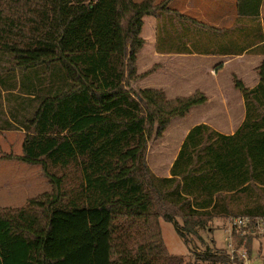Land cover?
Instances as JSON below:
<instances>
[{
	"label": "trees",
	"instance_id": "trees-1",
	"mask_svg": "<svg viewBox=\"0 0 264 264\" xmlns=\"http://www.w3.org/2000/svg\"><path fill=\"white\" fill-rule=\"evenodd\" d=\"M168 1L0 0V54L10 59V77L20 74L9 85L37 96L22 124V153L14 158L40 164L51 185L21 206L0 207V264H68L69 239L57 230V214L84 210L108 219L105 264H121L124 256L161 264L230 263L227 253L207 246L194 253L195 262L169 253L160 219L171 222L185 244L188 235L205 243L199 231L214 217L264 194V59L254 87L233 78L245 101L238 129L224 135L203 123L193 126L170 175H155L146 163L153 129L159 137L173 118L207 101L201 91L168 98L161 88L129 87L139 77L143 16L166 18ZM40 72L48 84L38 90L28 76ZM5 79L0 76V84ZM243 212L239 216H249L254 226L264 208ZM91 238L75 237L78 249L70 252L87 255H75L71 264H97L99 240Z\"/></svg>",
	"mask_w": 264,
	"mask_h": 264
},
{
	"label": "rangeland",
	"instance_id": "rangeland-1",
	"mask_svg": "<svg viewBox=\"0 0 264 264\" xmlns=\"http://www.w3.org/2000/svg\"><path fill=\"white\" fill-rule=\"evenodd\" d=\"M153 1L154 3H160L163 0ZM168 23L166 18L159 16L147 15L144 17L140 31V36L144 42L137 53L136 59V73L139 77L129 80L128 83L129 87L133 89L144 88L143 85L145 87L163 86L170 96H186L190 88L194 87L193 83L196 82L197 78L191 80V76H189L187 77L188 80L180 82L179 78L174 79L173 76L165 78L158 73L164 62V57L157 52L165 50L168 46L166 42L167 35L180 34L181 31L180 27H171L168 26ZM9 68L10 59L8 56L0 54V76L6 78V82L0 84V207L21 206L29 197L48 191L51 187L47 178L42 174L40 164H28L14 158L22 153L25 129L22 127L23 125L21 128L15 125L19 121L13 120V114H17L23 122L27 123L37 106V96L34 97L33 94L26 93L24 89L17 88L18 84L11 87L9 84H13L17 79L10 77L13 72H9ZM206 74L207 80L211 81L212 76L209 73ZM202 75L205 76L204 73L200 74V76ZM47 76V73L40 72L39 74H30L28 78L30 81L38 83L40 86L38 90H41V88H46L48 84ZM36 94L40 95L41 93L38 91ZM19 104L23 106L21 107L22 110L19 109ZM192 119L191 115L184 119L181 117L173 118L159 137L155 136L153 129L146 146V163L150 170L151 166L153 168V163L157 162V158H155L157 154L165 153L166 147L169 148L168 153L176 150L183 136L179 133L180 127L178 125L181 122V125L185 127L192 123ZM258 195L254 201L241 200L239 204L232 206L230 214L221 216L219 219H212L205 229L199 231L205 243L194 236L188 235L190 242L185 244L177 234L174 225L171 222L161 220L162 237L168 252L182 255L186 260L195 262L194 253L202 252L207 246L211 250L217 249L227 253L230 264H264V231L253 228L252 225L244 228L235 224V218L244 213L243 208L245 206L260 205L264 208V194ZM84 211L93 215L101 212L99 210ZM86 212L79 211L72 215L57 214V230L64 233L69 239L67 247L69 252H65L64 255L66 256L63 262L73 263L75 255L85 257L87 254L81 252L71 253L70 251L73 248L78 249L76 246L79 243L75 240V237L80 236L83 240L88 241L90 235L93 237L89 240L90 242L95 238L99 240L100 254L98 255L97 264H105L108 261L106 252L103 253V250L108 243V219L107 217L88 216ZM72 220L73 223H71ZM76 221L77 223L74 224ZM177 221L180 224L182 222L180 218H177ZM85 247L89 250L92 246L88 243ZM121 264L161 263L151 258L124 256ZM195 264L210 263L199 261Z\"/></svg>",
	"mask_w": 264,
	"mask_h": 264
},
{
	"label": "crops",
	"instance_id": "crops-1",
	"mask_svg": "<svg viewBox=\"0 0 264 264\" xmlns=\"http://www.w3.org/2000/svg\"><path fill=\"white\" fill-rule=\"evenodd\" d=\"M168 8V26L193 29L166 36L168 46L157 52L164 57L158 73L165 78H179L180 82L189 76L191 80L197 78L187 95L201 91L207 101L193 106L181 117L191 115L192 123L185 127L181 122L178 125L183 136L174 152L168 153L166 147L165 153L155 157L157 162L154 161L151 170L157 176L170 175L172 162L193 126L203 123L224 135L238 129L245 116V101L233 78L247 88L254 87L259 81L257 66L264 59V0H169ZM201 73H209L213 79L208 81L207 74L200 76ZM16 75L14 78L19 79L20 74ZM153 88L163 89L169 98L176 97L170 96L163 86ZM21 107L19 104L20 110ZM12 118L19 121L15 125L21 128L22 118L17 114Z\"/></svg>",
	"mask_w": 264,
	"mask_h": 264
},
{
	"label": "built area",
	"instance_id": "built-area-1",
	"mask_svg": "<svg viewBox=\"0 0 264 264\" xmlns=\"http://www.w3.org/2000/svg\"><path fill=\"white\" fill-rule=\"evenodd\" d=\"M250 221L251 218L249 216H237L235 218V224L239 227L247 228ZM253 228H259L264 231V215L255 218Z\"/></svg>",
	"mask_w": 264,
	"mask_h": 264
},
{
	"label": "water",
	"instance_id": "water-1",
	"mask_svg": "<svg viewBox=\"0 0 264 264\" xmlns=\"http://www.w3.org/2000/svg\"><path fill=\"white\" fill-rule=\"evenodd\" d=\"M224 264H230V263H224Z\"/></svg>",
	"mask_w": 264,
	"mask_h": 264
}]
</instances>
